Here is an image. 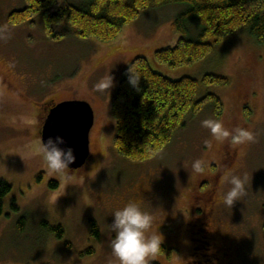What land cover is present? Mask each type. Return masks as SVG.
I'll use <instances>...</instances> for the list:
<instances>
[{"label":"rangeland","instance_id":"rangeland-1","mask_svg":"<svg viewBox=\"0 0 264 264\" xmlns=\"http://www.w3.org/2000/svg\"><path fill=\"white\" fill-rule=\"evenodd\" d=\"M25 5L26 0H0V71L9 75L15 87L0 83V178L12 185L0 215V264H118L110 248L112 213L136 200L154 216L153 230L171 235L177 216L187 212L191 185L202 178L192 171V162L217 161L220 146H227L231 155L237 152L222 177L221 196L231 187V175L248 177L247 195L228 208L229 233L239 242L242 264H264V45L243 30L193 65H162L158 71L172 79L202 80L206 74L229 77L226 86L200 82L199 88L200 98L218 95L224 111L216 116L212 103H206L197 116L186 119V126L155 158L135 162L115 149L113 96L134 56L143 54L151 60L155 50L177 42L173 19L182 6L146 11L118 38L104 43L75 35L51 39L41 16L33 24H10L9 13ZM108 72L113 86L99 93L94 86ZM46 99L83 100L93 107L88 168L53 175L42 157L31 155L30 146L41 141L37 104ZM205 119L221 120L229 128L246 127L254 133L255 142L217 143L201 126ZM219 166L206 168L205 175L222 171L224 164ZM52 181L58 187L52 188ZM13 201L17 209L12 208ZM93 221L99 238L91 235ZM44 222L61 226L63 239ZM161 254L152 262L160 259L162 263ZM168 262L178 264L174 259Z\"/></svg>","mask_w":264,"mask_h":264},{"label":"trees","instance_id":"trees-1","mask_svg":"<svg viewBox=\"0 0 264 264\" xmlns=\"http://www.w3.org/2000/svg\"><path fill=\"white\" fill-rule=\"evenodd\" d=\"M171 4L182 6L173 19V28L179 35L177 42L155 50L151 60L143 54L134 56L127 63L112 100L116 151L129 160L144 162L163 151L176 132L186 126V119L197 116L206 103H212L216 116H221L222 99L214 93L200 98L201 83H230L229 77L218 74H206L202 80L188 76L172 79L159 68L202 61L226 38L243 30L264 45V0H26L22 9L9 13L8 20L12 25L33 24V19L41 16L51 39L75 35L109 43L144 12ZM131 65L139 76L135 87L129 82ZM50 186L56 188L58 183L52 181ZM11 191L12 185L0 178V215ZM13 208H18L15 201ZM53 230L59 238L64 233L62 227ZM91 235L100 237L95 221Z\"/></svg>","mask_w":264,"mask_h":264},{"label":"clouds","instance_id":"clouds-1","mask_svg":"<svg viewBox=\"0 0 264 264\" xmlns=\"http://www.w3.org/2000/svg\"><path fill=\"white\" fill-rule=\"evenodd\" d=\"M129 71L132 75L129 82L134 87L138 85L139 76L133 65ZM113 86V77L108 72L94 86L99 93L107 92ZM201 126L208 129L211 137L217 143L245 145L255 142L254 133L246 127H226L224 122L217 119H205ZM33 156L43 158L46 169L53 175H63L76 160L75 148L68 144L61 135L49 136L30 146ZM208 162L196 159L191 168L197 175H203ZM247 175H231L228 183L230 189L223 195V203L232 208L234 202L242 200L247 195ZM110 224V248L112 256L118 264H151L162 251V234L153 230L154 216L144 210L136 200L127 201L113 213Z\"/></svg>","mask_w":264,"mask_h":264},{"label":"flooded vegetation","instance_id":"flooded-vegetation-1","mask_svg":"<svg viewBox=\"0 0 264 264\" xmlns=\"http://www.w3.org/2000/svg\"><path fill=\"white\" fill-rule=\"evenodd\" d=\"M8 76L4 71H0V83L14 89ZM55 104L57 102L53 99H46L44 103L37 104L40 136L44 121ZM218 151L220 155L217 161L205 158L208 162L206 168H218L220 164H224L223 170L219 169L207 175L204 173L202 178H196L191 185L187 212L183 216L178 214L174 233L162 236L161 258L165 261L161 263L159 259L157 264H168L170 259L178 261V264H242L240 245L229 233L228 207L224 205L221 196V188L224 185L222 177L232 165L237 152L231 155L227 146H220ZM89 160L82 168L89 166ZM11 206L13 208V202ZM43 226L53 232V229L61 227L50 226L47 222H44ZM63 237L64 233L58 238Z\"/></svg>","mask_w":264,"mask_h":264},{"label":"water","instance_id":"water-1","mask_svg":"<svg viewBox=\"0 0 264 264\" xmlns=\"http://www.w3.org/2000/svg\"><path fill=\"white\" fill-rule=\"evenodd\" d=\"M95 112L91 104L83 100H65L49 111L41 131L42 139L61 135L75 148L76 160L70 166L73 172L84 167L91 156V130Z\"/></svg>","mask_w":264,"mask_h":264}]
</instances>
